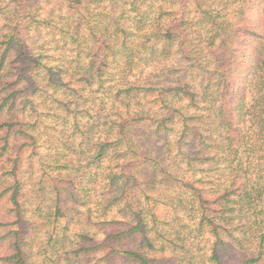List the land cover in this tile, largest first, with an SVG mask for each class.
I'll return each instance as SVG.
<instances>
[{
	"label": "trees",
	"instance_id": "16d2710c",
	"mask_svg": "<svg viewBox=\"0 0 264 264\" xmlns=\"http://www.w3.org/2000/svg\"><path fill=\"white\" fill-rule=\"evenodd\" d=\"M4 11L0 264H264V0Z\"/></svg>",
	"mask_w": 264,
	"mask_h": 264
},
{
	"label": "rangeland",
	"instance_id": "374dc122",
	"mask_svg": "<svg viewBox=\"0 0 264 264\" xmlns=\"http://www.w3.org/2000/svg\"><path fill=\"white\" fill-rule=\"evenodd\" d=\"M7 4V0H0V29L1 27L6 24L7 20H6V17H5V11H4V7L6 6ZM47 38V36L45 37V39ZM42 40V39H41ZM158 143L160 144L161 141L159 140ZM157 143V144H158ZM207 245V244H206ZM207 254V253H206ZM205 256V255H204ZM84 264V263H83ZM85 264H95V261L93 262H87Z\"/></svg>",
	"mask_w": 264,
	"mask_h": 264
}]
</instances>
